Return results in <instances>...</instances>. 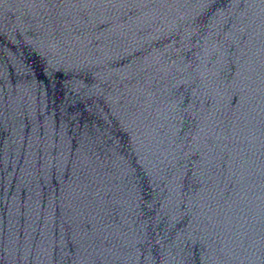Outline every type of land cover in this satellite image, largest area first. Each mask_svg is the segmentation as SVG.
Returning a JSON list of instances; mask_svg holds the SVG:
<instances>
[{"label":"water","instance_id":"95a60500","mask_svg":"<svg viewBox=\"0 0 264 264\" xmlns=\"http://www.w3.org/2000/svg\"><path fill=\"white\" fill-rule=\"evenodd\" d=\"M0 264H264V0H0Z\"/></svg>","mask_w":264,"mask_h":264}]
</instances>
